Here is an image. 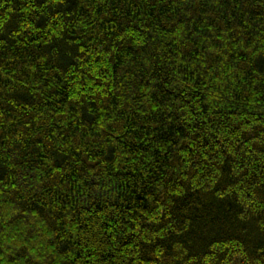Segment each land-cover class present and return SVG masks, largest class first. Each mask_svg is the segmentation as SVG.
I'll return each instance as SVG.
<instances>
[{
  "label": "trees",
  "instance_id": "16d2710c",
  "mask_svg": "<svg viewBox=\"0 0 264 264\" xmlns=\"http://www.w3.org/2000/svg\"><path fill=\"white\" fill-rule=\"evenodd\" d=\"M0 264H264V0H0Z\"/></svg>",
  "mask_w": 264,
  "mask_h": 264
}]
</instances>
